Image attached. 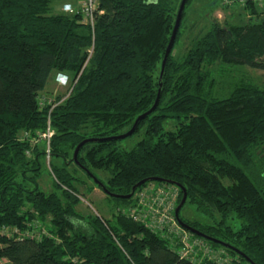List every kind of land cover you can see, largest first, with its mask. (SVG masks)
<instances>
[{
	"label": "trees",
	"instance_id": "trees-1",
	"mask_svg": "<svg viewBox=\"0 0 264 264\" xmlns=\"http://www.w3.org/2000/svg\"><path fill=\"white\" fill-rule=\"evenodd\" d=\"M56 1L0 0V264H219L207 248L225 250L232 258L226 264H264V87L241 84L219 98L211 74L217 64L264 71L259 3L242 0L250 15L244 23L213 19L177 56L188 0L159 105L132 135L144 130V137L130 150L119 141L88 143L78 166L72 158L83 140L124 134L154 105L182 0H97L93 25L82 22V8L56 13ZM54 72L70 83L49 103L42 94ZM168 119L178 120L175 130L163 131ZM48 127L49 146L32 144ZM41 157L49 159V192L41 186ZM55 157L63 164L55 165ZM81 166L120 196L142 180L162 181L116 198ZM80 171L115 201L109 218L78 209L81 188L93 190ZM175 183L186 190L185 205L203 216L187 220L184 205L180 219L242 256L179 225L149 226L155 222L141 214L148 212L147 192L155 202L152 188H164L166 203L176 189L180 203ZM184 235L204 244L202 252L183 256Z\"/></svg>",
	"mask_w": 264,
	"mask_h": 264
},
{
	"label": "rangeland",
	"instance_id": "rangeland-1",
	"mask_svg": "<svg viewBox=\"0 0 264 264\" xmlns=\"http://www.w3.org/2000/svg\"><path fill=\"white\" fill-rule=\"evenodd\" d=\"M225 1L226 0H192L191 1L189 6L187 7L185 19L183 21V25L181 28V32H183L182 33L183 36L176 45L175 54L177 56H180L185 53L186 49H188L189 47L191 38L195 35H199V33L201 32L206 31L209 28L210 23L213 19L219 20L221 24H224V22L226 21L242 24L245 22L247 18L250 17L249 13L242 9L243 8V4H241L242 0H228V3L227 1L226 2ZM85 2L86 0H57L54 4V10L56 13L62 12V13L71 14L74 13V11L80 10L85 5ZM174 2H176V0H174ZM258 8L260 12H262V14L264 15V3H260L258 5ZM211 70L213 71V73H211L212 77L216 80L217 83L214 87V93L219 98L228 97V95L233 90V88L241 84H252L259 87H264V71L256 70L248 66L228 65V64H217L214 67H212ZM69 83H70V78L67 74L63 72L60 73L54 72L46 88V91L42 94V99L54 100L59 93H64L67 90ZM177 124H178L177 119H168L163 124V131L175 130ZM143 137H144V130L140 131L135 136H131L129 138L119 141L117 143V147L121 149L130 150ZM41 140L42 141L37 140L36 142L34 139H31V142L32 144H36L40 142L41 143L40 145H44V141L47 142V140L43 138V136L41 137ZM48 150L49 149H47V151ZM48 160L49 159L47 157L40 158V164L42 168L41 186L47 192L52 190V185H53V178L50 176L51 170L49 168ZM53 163L55 165H60L61 163L63 164V161L60 158L55 157L53 158ZM78 176L84 180L87 187L93 188L91 193H87L86 191H84L85 187L81 188L84 199L83 198L81 199V204L78 207V209L83 214L86 215L109 218L110 215L113 213V211H115V209L112 207L115 201L109 199L107 197V194H105L102 190L95 187L92 181H90V179H88L82 171L78 172ZM152 189L157 191L156 193H159L160 191H165L164 188L153 187ZM144 190H150V189L145 188ZM138 196H140V194ZM170 196L171 199L169 203L160 204L153 202L152 198L150 197V193L147 192L146 198L149 200H147L146 198L143 199L144 200L143 207L149 213L148 212L144 213L142 211L141 214L142 215L146 214L144 218H148L150 222L152 221V219L155 220L158 217H160L161 214L162 215L164 214L167 216L166 217L167 228L170 229L174 228V225L170 222L168 216L172 217L173 219L176 218L175 211L181 202L180 203L178 202L180 197L176 189L175 192L171 191ZM123 208L124 207H122V209ZM171 208L173 209L170 211ZM181 214L184 218H186L189 221L190 220L200 221L202 220L203 217L202 214H200V212L197 211L195 205L188 203L183 208ZM230 223H232V221ZM176 225L181 226L178 223V221ZM151 227L155 229L154 225H152ZM221 250L223 249L214 250L215 258L217 257L219 259L218 255L219 254L221 255L223 253ZM224 252L226 255L224 257L220 256V258L221 260H223L222 262L225 263H219V264H226V262L232 261V258L228 256L227 252L225 250ZM209 258L215 259L211 257Z\"/></svg>",
	"mask_w": 264,
	"mask_h": 264
},
{
	"label": "water",
	"instance_id": "water-1",
	"mask_svg": "<svg viewBox=\"0 0 264 264\" xmlns=\"http://www.w3.org/2000/svg\"><path fill=\"white\" fill-rule=\"evenodd\" d=\"M188 2V0H182L181 3H180V7H179V10H178V13H177V17H176V22H175V26H174V29H173V32H172V35H171V38H170V42L167 46V49H166V52H165V56H164V59H163V62H162V68H161V75H160V89H159V92H158V96H157V99L154 103V105L152 106V108L150 110H148L147 112H145L144 114L140 115L137 120L135 121V123L133 124V126L131 127V129L124 133V134H121V135H118V136H112V137H107V138H87L85 140H83L75 149L74 151V154H73V163L80 166V163H79V160H78V154H79V151L81 150V148L88 144V143H93V142H107V141H121V140H124L126 138H129L131 137L137 130L139 124L145 120L147 117H149L158 107L159 105V101H160V98H161V92H162V80L164 78V75H165V68H166V64H167V60H168V57L173 49V46H174V43H175V40H176V36H177V33L179 31V28H180V24H181V21H182V18H183V13H184V10H185V7H186V3ZM81 168L88 174V176L95 182L96 185H98L99 187L103 188L105 190L106 193H108V195L112 196V197H116V198H123V199H130L133 194L135 193L136 189L140 186H142L143 184H145L146 182L148 181H156V182H159V181H162V179H158V178H150V179H145V180H142L141 182L137 183L133 188H132V191L130 194L126 195V196H120V195H115V194H111L110 192H108L104 185L99 182L97 180V178L89 172V170L83 166H81ZM175 185L177 187H179V189L183 192V198L181 200V203L178 205L176 211H175V217L178 221V223L187 231L207 240V241H210V242H215L217 244H220L222 245L223 247L225 248H228L234 252H236L237 254L241 255L242 256V253L240 251H238L237 249H235L234 247L220 241V240H217L213 237H210L200 231H198L197 229L195 228H192L191 226L187 225L186 223H184L180 217H179V213L181 211V209L184 207L186 201H187V193H186V190L184 189L183 186H181L180 184H176ZM247 261L250 263V264H254L250 259H247Z\"/></svg>",
	"mask_w": 264,
	"mask_h": 264
},
{
	"label": "built area",
	"instance_id": "built-area-1",
	"mask_svg": "<svg viewBox=\"0 0 264 264\" xmlns=\"http://www.w3.org/2000/svg\"><path fill=\"white\" fill-rule=\"evenodd\" d=\"M227 3H228V0H226ZM225 1V2H226ZM256 2H258L259 4L260 3H264V0H255ZM96 10H97V0H86L85 2V5L82 7V12H83V18H82V22L85 23V24H91L93 25L94 23V16H95V13H96ZM49 103L53 102L52 100H48ZM53 135V131L51 130L50 127H48L47 131L45 133H43L42 135H40V138L43 136V138H45L47 140V143H48V146H49V143H50V138L52 137ZM49 152V150H48ZM175 192V191H173ZM167 196L166 192L165 191H160L159 193H156V200H155V203H160V204H163L164 203V198ZM170 202V199H167L166 203L164 204H167ZM165 208H166V205H165ZM173 208L170 209V211L172 210ZM149 213V212H148ZM146 216V214L144 215V217ZM167 216L166 215H162L160 217H158L157 219H152L154 222H155V229H158V230H164L165 226H166V218ZM169 217V220L170 222L176 226V223L174 221V219L170 216ZM153 223H151L150 226H152ZM183 242H184V248L183 250H181V253L183 256H188L191 251H192V248L196 249L198 248L199 250L202 251V249L200 248L201 246L202 247H205L204 244L202 245H199V243L197 241L195 242H191L189 239H188V236L187 235H184L183 236ZM206 254H211V258H215L214 256V251L212 250H209V248H207L206 250ZM223 253L219 256V259L216 257L214 260H217L218 259V262L219 263H224L222 262L223 260H221L220 256L221 257H224L226 254L223 250H221ZM228 257V256H227ZM226 257V258H227Z\"/></svg>",
	"mask_w": 264,
	"mask_h": 264
}]
</instances>
